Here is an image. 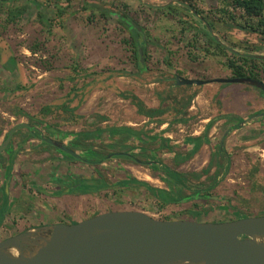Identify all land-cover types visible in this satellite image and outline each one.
Wrapping results in <instances>:
<instances>
[{
  "label": "rangeland",
  "instance_id": "obj_1",
  "mask_svg": "<svg viewBox=\"0 0 264 264\" xmlns=\"http://www.w3.org/2000/svg\"><path fill=\"white\" fill-rule=\"evenodd\" d=\"M169 1L7 0L6 7L0 10V144L11 128L23 121L34 125L44 136L69 145L73 140L69 132L97 133L99 129L134 125L144 120H147L146 125L158 119H149L139 113L132 98H122L121 92L137 95L146 106H166L169 111L162 117L165 121L176 124V119H185L180 122L183 131L174 127L175 140L193 132L201 124L200 120L217 117L221 107L220 91L225 94L229 84L214 82L179 87L175 86V77H232V69L227 66L232 52L221 51L199 31L202 24L197 22L198 17L183 8L184 5L174 3L177 8L173 11L168 10L167 5L162 6ZM180 1L193 4L204 17L212 20L216 25L213 31L237 50L264 46L260 34L236 26L237 21H243L241 12L231 9L228 0ZM20 5L27 6L26 13L10 19V9ZM103 8L119 14L126 12L140 27L143 37L135 42L133 34L116 16L102 14ZM223 8H229L238 20H231ZM40 11L44 20L39 16ZM138 50H141L140 55ZM261 51L264 52V48ZM139 59H142V66ZM258 68L264 77V66L260 64ZM216 88H220L217 93ZM191 97V104L185 106L180 115L171 109L175 105L177 109L182 108ZM227 97L229 93L223 98L232 105V98ZM45 106H50L52 111L44 112ZM21 112H27L33 119ZM256 112L245 114V117ZM250 120H264V117L255 115L246 121ZM223 128L222 125L219 131L223 132ZM27 133V128H20L1 153L4 164L8 149L20 148L15 160L17 177L7 178L5 169H0V189L7 185L12 189L11 196L20 190V197H13L0 225V240L33 226L52 223L54 219L70 223L112 210H140L168 219L198 216L215 221L264 215V126L253 129L248 137L224 138L230 167L212 191L211 198L169 204H162L143 186H115L116 180L123 176L143 178L148 172L157 177L158 171L125 158H110L95 165L80 160L51 161L48 158L59 149L50 147L48 152L40 147L38 151L40 149L34 145L41 140L23 141ZM221 137L219 134L214 141L218 142ZM115 140L116 137L106 131L85 142H92L94 151L123 150L119 145L107 146ZM130 141L129 144H133ZM174 145L182 150L181 144ZM87 152L81 150L79 153L86 157ZM155 155L171 168L185 172L196 168L200 171L208 164L205 162L202 167L203 161L188 160L176 165L172 153L157 152ZM67 169L75 176L86 177L96 176L100 171L112 187L64 198V209L51 211L58 213L54 219L41 220V208L47 202L41 197L42 191L37 189L36 177ZM60 202L61 199H57L55 204ZM191 211L202 213L194 215Z\"/></svg>",
  "mask_w": 264,
  "mask_h": 264
},
{
  "label": "water",
  "instance_id": "obj_2",
  "mask_svg": "<svg viewBox=\"0 0 264 264\" xmlns=\"http://www.w3.org/2000/svg\"><path fill=\"white\" fill-rule=\"evenodd\" d=\"M171 3L188 7L204 21L215 40L230 52L264 57L242 53L226 44L189 3L171 0L162 6ZM175 81L177 85L242 83L264 94V81L253 77L177 76ZM260 115L264 116V112ZM22 126L29 124L19 123L11 128L0 144V154ZM40 138L76 159H83L60 140L43 134ZM0 264H264V215L215 221L160 218L140 210L106 211L73 223L33 226L4 238L0 240Z\"/></svg>",
  "mask_w": 264,
  "mask_h": 264
},
{
  "label": "trees",
  "instance_id": "obj_3",
  "mask_svg": "<svg viewBox=\"0 0 264 264\" xmlns=\"http://www.w3.org/2000/svg\"><path fill=\"white\" fill-rule=\"evenodd\" d=\"M228 2H229L228 5H230L231 9L239 10L241 12L240 17L243 20L242 22L237 21L238 20L237 15L234 14L229 8L222 9V11L225 14H227L231 18V20L237 21L236 26L246 31L258 33L264 38V0H228ZM6 3L7 0H0L1 11H3L2 10L3 7H6L5 6ZM191 5L197 10V12L200 15H202V12L199 9H197L193 4ZM92 6L95 7L97 5L92 4ZM38 7H40V4L38 5ZM166 8L170 11H173L176 10L177 5L171 3L168 4ZM183 8L190 10L186 6ZM26 11H27V6L20 5V6H16L14 9H10L8 15L10 16V19L15 20L18 16L24 15ZM102 14L104 16H108V15L116 16L119 19V22H121L133 34V39L135 40V42H137L141 37H143L140 32V29L138 28V25L132 20V18L129 17V15L126 12L119 14L114 11H111L108 8H103ZM39 16L40 18L44 17L41 11L39 12ZM204 18L211 25V27L214 30H216L215 23L212 20H210L208 17H204ZM197 22L199 23V25L202 24V27L201 26L198 27L199 31H203L205 35L209 38V40H211V42L218 49L227 53V49L224 46H222L219 42H217L215 38L210 34L204 21L198 18ZM230 46L235 48L234 45H230ZM263 48L264 46L261 48L255 46V48L252 49L245 48L244 50H238V51L242 53H257L264 55V52L261 51V49ZM137 54L140 55L139 50ZM11 61L15 63L13 58L11 59ZM260 64L264 66L263 56L250 57L236 53H231V58L227 62V66L230 69H232L233 76L253 77L264 80V77L262 76L258 68ZM139 65L142 66V59H139ZM175 86L180 87V85H177L176 82H175ZM261 93L263 94L262 91ZM120 96L122 98L131 97L133 103L138 107V112L147 116L149 119L158 118L157 121L159 123L165 121V118L162 117L165 114H167V112L169 111V109L166 106L164 105H161L159 107L146 106L144 101L141 98H139L137 95L129 96V94L121 92ZM191 101H192V97L182 108L177 109V106L175 105L172 106L171 109L176 111L177 115H180L182 113V109L185 106L188 107L191 104ZM161 103H162V99H161ZM43 111L50 113L52 110L50 109V106H45L43 108ZM20 114L27 116L30 119H33V116H31L27 112H21ZM255 115L257 116V113H254L246 118L236 114H221L217 118L222 117V118H226L229 122H234V124H232L229 129L231 130L236 127H239L241 125V122L246 121L248 118L254 117ZM176 121L184 122L186 120L179 118L176 119ZM214 122L215 120H211L209 122V126H211ZM49 130L51 129L49 128ZM106 131L107 133H109L110 136H113L114 134H118L120 136L118 142L115 140V143H111L107 146L112 147L119 145L122 148H124L123 150L113 151L109 153H105L103 150L94 151L93 150L94 144L92 142H85L88 141L89 139L95 138L96 136H100ZM18 132L19 130L16 133ZM40 135H41L40 130L32 126L30 127L28 126V133L24 136L23 141H28L32 138L41 139ZM73 135H74V139L72 140L71 144H69L68 146L73 148L74 150H82L84 152L88 151L86 158L83 159L84 161L90 164L95 165L100 162L107 161L110 158H125L137 163L142 161L140 159H145V161L147 160L150 161L151 164L150 167L159 172V177L162 181L166 183L167 189L154 187L149 182L145 180H141L135 176H123L116 180L115 186H119V187L143 186L148 191H150L157 200L162 202V204L181 203L191 200L211 198L212 191L221 183L223 177L227 174L230 167V156L225 148V141L223 137L220 142L212 146L211 158L209 160L208 165L205 168H203L200 171L194 170V171L185 172V171H179L177 169H173L169 165L156 159V156L154 157L152 151H150L149 153L146 152L147 149L146 146L140 147V150L138 152L132 151L131 149L133 148V146L129 144H124L123 142H125L128 139L137 138V141H140L141 143H144L149 147L151 144L154 145L156 141L158 143V140L155 137L153 142H149L148 139L144 137L142 138L141 133L139 131L135 130L133 127L129 125L114 126L107 130L99 129L97 133H94L92 131L78 132V133H73ZM205 136L206 134L198 137L191 136L189 138V144L191 148H186L183 151L176 150L175 145L170 143V139L168 140L165 138H161V142L158 146V149H161L163 147V148H167L169 152H173L175 155L174 161L176 165H180L181 163L190 160L197 152L203 141H207ZM41 142L49 147L56 148L55 146L48 144L42 140ZM17 151L15 148H13L12 150L8 149L6 162L4 164L3 161L1 160L3 154H0V169L3 168L5 169L7 178L15 176L14 170H15V160L17 156ZM60 152L62 154V157L66 160H70V161L78 160L62 150H60ZM213 167H215V169L212 171ZM222 169H224L223 171L224 173L221 171ZM52 175L54 182L60 185V189H57L55 191L54 190L44 191L40 187L37 188L38 190L41 191L43 190L44 192L52 196L53 195L59 196L64 193H72V194L97 193L100 192L101 190H105L112 187L111 183H109V180H107L100 171L97 172L96 176H91V177H84L80 175L75 176L72 172H67L64 175H56V174H52ZM0 192H1V197H0V225H1L9 209L10 192L7 189V185H4L0 189ZM191 212L194 215H198L202 213L199 211L196 212L191 211Z\"/></svg>",
  "mask_w": 264,
  "mask_h": 264
},
{
  "label": "crops",
  "instance_id": "obj_4",
  "mask_svg": "<svg viewBox=\"0 0 264 264\" xmlns=\"http://www.w3.org/2000/svg\"><path fill=\"white\" fill-rule=\"evenodd\" d=\"M239 85H241V86H239ZM243 85H246V86L250 87L251 89H255V90H249L250 88H248V89L244 88L246 86H243ZM216 89H217L216 93L220 91V88H216ZM228 89L229 90H227V92L223 95H222L223 91H220V95L222 98H221V102H220L221 107L219 108V110H220L219 115H221V114H236V115L245 117V114L248 115L253 111L264 110V95L261 93V91L258 88H255V87L253 88L252 86H249L247 84H242V83H231V84H229ZM228 93H229V97H227V99H229L230 97L232 98V101H233L232 105L226 103V101L223 98V97H226ZM211 120H215V122L211 126H209V122ZM145 122H147V120H144V121H141L139 123H135L134 125H129V126L133 127L135 130L139 131L141 133L142 138L144 137V138L148 139L149 142H153L154 138L156 137L158 140V143L156 141V143L154 145L151 144L148 147L146 144L141 143L140 141H137V138L128 139L123 143L129 144V143H131L130 140H132L133 144H129V145L133 146V148L131 150L138 152L140 150V147L146 146V148H147L146 152L149 153L150 151H152L153 155L155 157L156 156L155 154L157 152H165V153L169 152L167 148L162 147L161 149H158V146L161 142V138H165L168 140L170 139V143L173 145L176 143L181 144L180 146L182 147L181 148L182 150H180V151H183L186 148H191V146L189 144V138L191 136L192 137L193 136L198 137V136H203L204 134H206L205 138L207 139V141H203V143L201 144V146L199 147L197 152L190 159V160H198L199 162L203 161L202 167H204L206 165L205 162L208 163L209 159L211 158L212 146L216 145L218 142H220L221 139L218 142H215L214 140L217 138V136L219 134H221L222 137L225 138L224 134L230 129L231 125L234 124V122H229L226 118H222V117L217 118L215 116H210V117H207L206 119L200 120L201 124H198L193 132L188 133L184 136H180V138H177L178 140H175L174 137H175L176 133L174 131V127H178V129L180 131L184 130V126L180 122H178L176 124L168 122V121H164L162 123H159L157 120H151L149 122V124H146V125L144 124ZM20 123H27V124H29V127L30 126L34 127V125H32L28 122L23 121ZM222 125L224 127L223 132H222V130L219 131L221 129ZM258 126L260 128L261 127L263 128L264 120H258V121L250 120V121H246L244 123H241V125L239 127H236L234 129L229 130L228 135H227L228 140L239 138V137H244V136L248 137L252 133L253 129H256ZM22 127H25L28 130V126H22ZM22 127H19L16 130V132ZM67 134L73 135L72 132H69ZM114 136L116 137V141L118 142L120 136L118 134H114ZM34 140H37V138L30 139L31 142H33ZM34 146L39 148V149H40V147H41V149H42V147H44V148L48 149V150H45L48 152L50 149L49 146L43 144L42 142H40L39 144L34 145ZM225 148L228 150L226 143H225ZM15 149H16V151L18 150L17 151V153H18L20 148L17 147ZM41 149L38 151H41ZM175 149L178 150L177 146H175ZM169 153L174 154L173 152H169ZM48 160L55 161V162H60V161L64 162L66 159H64L62 157L60 150H58L57 152L52 153V155L48 158ZM200 169H202V168H200ZM16 170H17V164L15 163V170L14 171H16ZM193 170H199V169L196 168ZM179 171H181V170H179ZM67 172H71V170L67 169L65 171H53V172H49V174H46L47 175L46 177L43 176L44 174L42 175V177H40V176L36 177V178H38L37 180L39 183V185L37 184V186L42 188L44 191L45 190H48V191L54 190L55 191L57 189H60V185H58L56 182H54L52 174L64 175ZM38 175H40V174H38ZM145 175H146V177L139 178V179L149 182L154 187L167 189L166 184H165V186L162 185L163 181L160 179L159 176L156 177V176H154L148 172L145 173ZM14 180L16 181L17 178H15ZM157 181L160 182V185L157 184L158 183ZM47 183L49 185H46ZM50 185H52V186H50ZM7 189L9 192L11 191L10 197H9V202H10V205H12L13 197L15 196V198L17 199L19 194H20V190H19L18 194H14L13 196H11L12 189L9 190L8 187H7ZM43 190L41 192V197H43L45 202H47V205L44 206L43 208H41L42 209L40 212V217L42 218L41 220H44L45 218H49V219L53 218L54 219V217H56V215H58V213L52 214L51 211L52 210L58 211V210L64 209V207L66 205H65V203H62V199H64V198L68 199V197L70 198L71 196H73V194L72 193H64V194L59 195V196H55V195L52 196V195L47 194ZM34 192H36V191H34ZM21 198L24 200L22 194H21ZM57 199H59V200L61 199V202L55 204ZM52 203L55 205L53 206ZM10 205H9V208H10ZM54 208H56V209H54ZM54 213H56V212L54 211ZM77 221H79V220H72V221H70V223L71 222H77ZM50 222L55 223V222H66V221L61 220V219H58V220L54 219Z\"/></svg>",
  "mask_w": 264,
  "mask_h": 264
},
{
  "label": "flooded vegetation",
  "instance_id": "obj_5",
  "mask_svg": "<svg viewBox=\"0 0 264 264\" xmlns=\"http://www.w3.org/2000/svg\"><path fill=\"white\" fill-rule=\"evenodd\" d=\"M262 112H264V110H260V111L256 112V113H257V116H261L260 113H262ZM217 117H218V116H217ZM261 117H264V116H261ZM251 118H253V117H251ZM243 122H245V121H243ZM243 122H241V123H243ZM227 135H228V134H227ZM227 135H226V136H227ZM226 136H224V137H226ZM72 138L74 139V136H72ZM221 139H222V138H221ZM223 139H224V138H223ZM40 140H42V139H40ZM224 140H225V139H224ZM42 141H43V140H42ZM220 141H221V140H220ZM56 148H57V147H56ZM57 149H59V148H57ZM59 150H60V149H59ZM226 150H227V149H226ZM76 151L79 153L81 150H76ZM132 151H133V150H132ZM227 152H228V150H227ZM79 154H80V153H79ZM228 154H229V152H228ZM229 156H230V154H229ZM82 157H83V158H86L84 155H82ZM78 160H80V159H78ZM140 160H142V161H140V162H138V163H137V162H134V163H136V164H141V165H145V166H147L148 168L152 169V168L150 167V165H151V164H150V161H148V160L145 161V159H140ZM209 160H210V159H209ZM80 161H84V159H82V160H80ZM84 162H86V161H84ZM132 162H133V161H132ZM230 162H231V160H230ZM208 163H209V161H208ZM207 165H208V164H207ZM204 167H205V166H204ZM214 169H215V167H213L212 171H213ZM152 170H154V169H152ZM221 173H222V172H221ZM84 177H85V176H84ZM163 182H164V181H163ZM164 183H165V182H164ZM165 184H166V183H165ZM218 186H219V185H218ZM218 186H217V187H218ZM217 187H216V188H217ZM216 188H215V189H216ZM193 218H199V217L196 216V217H193ZM167 219H168V218H167Z\"/></svg>",
  "mask_w": 264,
  "mask_h": 264
}]
</instances>
